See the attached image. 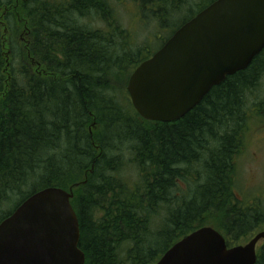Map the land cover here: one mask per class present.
Here are the masks:
<instances>
[{
	"label": "trees",
	"instance_id": "16d2710c",
	"mask_svg": "<svg viewBox=\"0 0 264 264\" xmlns=\"http://www.w3.org/2000/svg\"><path fill=\"white\" fill-rule=\"evenodd\" d=\"M129 1L162 29L215 0ZM115 18L111 0H0V221L56 187L72 189L85 264H155L202 227L245 243L264 230V203L236 185L248 124L264 117V49L181 119L145 121L125 85L153 53Z\"/></svg>",
	"mask_w": 264,
	"mask_h": 264
},
{
	"label": "water",
	"instance_id": "95a60500",
	"mask_svg": "<svg viewBox=\"0 0 264 264\" xmlns=\"http://www.w3.org/2000/svg\"><path fill=\"white\" fill-rule=\"evenodd\" d=\"M263 49L264 0H215L135 68L126 91L141 119L175 122ZM72 198V189L51 187L18 205L0 222V264H85ZM260 242L264 230L229 248L217 230L202 227L155 264H256Z\"/></svg>",
	"mask_w": 264,
	"mask_h": 264
},
{
	"label": "rangeland",
	"instance_id": "374dc122",
	"mask_svg": "<svg viewBox=\"0 0 264 264\" xmlns=\"http://www.w3.org/2000/svg\"><path fill=\"white\" fill-rule=\"evenodd\" d=\"M201 1L203 0H196L195 2L200 3ZM111 2L115 19L124 29L129 31V38L131 39L133 49L137 48V46H143L144 50L150 49L149 53L151 54L161 48L163 41H161L160 37L167 39L176 27L181 26L184 21L198 11L194 6L190 9L185 7L180 13L173 15L169 27L161 29L157 27V23L153 20L143 18V12L137 3L129 0H111ZM92 26L107 31L105 24L102 22L93 24ZM23 34L22 30L19 40H23ZM125 92L127 93L126 89ZM125 94V100L128 99L129 101L128 94ZM255 95L258 100L264 98V76L260 81L258 89L255 91ZM119 100L122 101L121 98ZM93 128L94 126L89 129L91 133L93 132ZM243 143V149L237 163L236 185L238 193L243 198L246 197L249 200L258 198L264 203V117H255L249 122ZM125 161L123 162L125 165L122 172L123 177L135 178V171L132 170V167H126L127 163L125 164ZM17 203L15 201L7 205L4 211L12 210ZM261 246L262 243L260 242L257 245V251Z\"/></svg>",
	"mask_w": 264,
	"mask_h": 264
},
{
	"label": "bare ground",
	"instance_id": "6f19581e",
	"mask_svg": "<svg viewBox=\"0 0 264 264\" xmlns=\"http://www.w3.org/2000/svg\"><path fill=\"white\" fill-rule=\"evenodd\" d=\"M210 4V3H209ZM204 9V8H203Z\"/></svg>",
	"mask_w": 264,
	"mask_h": 264
}]
</instances>
